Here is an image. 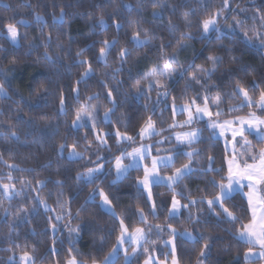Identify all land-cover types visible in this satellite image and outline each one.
Wrapping results in <instances>:
<instances>
[{
    "label": "trees",
    "instance_id": "16d2710c",
    "mask_svg": "<svg viewBox=\"0 0 264 264\" xmlns=\"http://www.w3.org/2000/svg\"><path fill=\"white\" fill-rule=\"evenodd\" d=\"M222 5L223 0H0V70L8 73L6 80L0 76L8 90L7 97H0V183H11L17 190L8 199L0 189V264H20L12 259L25 253L35 259V264L57 261L66 264L73 255L79 260L86 259L89 253L102 260L117 243L119 224L117 217L101 209L98 195L95 200L89 199L97 188H102L112 199L115 212L130 231L146 228L148 224L165 228L171 224L177 231L186 230L197 237L193 241L178 238L180 264H197L202 258L199 254L205 241L199 240L201 235L211 237L205 264H248L244 256L249 248L255 247L236 238L242 224L250 220L246 200L238 194L225 205L239 218L237 223H228L223 215L218 223L207 205L199 203L202 198H212L215 192L208 183L213 176L202 171L207 165V156L215 157L216 168H226L223 143L213 140L205 122L198 124L203 128V138L194 145L200 152L193 162L197 169L175 192L164 186L154 188L156 216L151 213L145 192L137 187V179L142 176L140 170L132 171L115 185L112 182L115 158L129 146L127 142L118 143L117 129L132 136L133 144H137L138 133L149 116L162 133L173 132L170 125L175 122V116L169 107L173 102L184 105L196 98L202 103L203 96L207 95L209 105L214 108L213 101L219 96L221 107L227 110L242 103L241 96L233 95L238 83L254 99L264 90V53L259 51V39L251 30L255 28L264 34L261 26L264 22L251 19L264 15V0H229L228 8L216 17L220 32L206 38L202 23L212 18ZM61 9L65 14L62 25L54 22V16H60ZM37 14L42 17L41 21L36 20ZM237 20L244 22L243 28L236 24ZM8 23L16 24L19 45L5 38ZM135 31L145 41L143 46L133 42ZM245 31L252 38L251 43L244 37ZM186 33L192 39L182 40V34ZM49 34L52 39L48 53L54 59L61 57L56 64L44 59L43 46L30 47L43 45ZM105 40L109 44L117 42L115 47L106 49L107 64L99 58ZM122 49L129 52L125 60L119 55ZM81 50L82 54L77 56ZM173 56L178 63H170V67H177V74L170 81L149 75L153 67L163 70L164 61ZM210 56L219 57L221 63L209 78L200 69L212 68ZM81 61L89 62L94 73L83 80L88 64L81 65ZM189 65L194 67L181 78L179 73ZM193 75L201 79L204 88L192 80ZM156 79L167 86L170 93L167 99L158 96L163 89L155 85ZM77 81H80L78 85ZM137 82L146 94L144 97L136 95ZM149 84H152L151 91ZM109 90H113L115 107L107 97ZM89 97L94 98L89 100ZM61 98L66 111L60 110ZM81 105L95 107V131L90 122L83 128L73 127ZM107 109H113L109 113L110 122H104ZM253 111L261 115L253 107L219 119L246 116ZM184 118V114L179 116L180 120ZM95 133L108 134V148L97 145ZM61 144L65 145L62 154ZM72 145L84 154L82 159L69 157ZM98 155L104 160H98ZM101 162L105 170L95 183L77 179L79 174H86L88 168ZM184 163L186 158L179 156L177 167ZM225 175L226 171L221 172V176ZM215 179L219 181L220 176ZM176 193L181 194L176 197L182 204L189 207L183 208L180 217L173 218L168 213ZM189 193L198 202L196 205L185 198ZM139 208L144 210L146 224L140 222ZM57 216L64 218L57 220ZM52 225L56 226L55 231ZM76 227L80 231L73 236L71 229ZM150 236L149 254L167 249L164 238L157 233ZM146 258V253L137 256L135 264H144ZM119 264H124L123 256ZM254 264H263V261Z\"/></svg>",
    "mask_w": 264,
    "mask_h": 264
},
{
    "label": "snow or ice",
    "instance_id": "6c2138e0",
    "mask_svg": "<svg viewBox=\"0 0 264 264\" xmlns=\"http://www.w3.org/2000/svg\"><path fill=\"white\" fill-rule=\"evenodd\" d=\"M229 6V0H223V5L219 11H217L212 18L205 19L202 23L203 33L207 38L210 32L219 33L220 28L217 24L216 17L223 14L224 10H226ZM188 13H185V17L187 18ZM65 14L63 9H61V15L56 17L54 16V22H58L61 25L64 22ZM253 21L259 19V21L264 22V15H260L259 17H252ZM36 20L41 21L42 17L40 15H36ZM23 23V21H21ZM101 25L105 22L103 18L100 20ZM236 24L243 28V21H236ZM264 27V23L261 24ZM117 30L120 28V24H116ZM256 37L259 39V51L264 53V34H261L257 29H251ZM174 31V29H173ZM235 31V28H233ZM146 35V34H145ZM244 37L246 40L251 43L252 38L248 36V32H244ZM10 39L13 45H19L20 33L16 24L8 23L6 26V37ZM219 38V36L217 37ZM51 34L48 35L47 42L43 43V45L32 44L30 47L32 49H38L43 46L45 49L44 59L46 61L51 62L52 64H56L61 57L57 56L55 59L48 53L47 49L50 46L51 42ZM150 39V38H149ZM182 40H190L192 39L190 34H182ZM133 42L138 46H143L145 41L140 39V32L135 31L133 34ZM116 41H113L111 44L107 40L103 41V47L100 48L99 58L105 64H107V48H112L116 46ZM163 48V45H161ZM82 51H78L76 53L77 56L82 54ZM122 60H125L129 55V52L126 49H122L119 53ZM209 61H211L212 68L210 70H206L201 68L200 71L202 73H206L210 78L212 73L216 70V67L219 63H221V59L216 56L208 57ZM81 65L88 64V69L83 73L81 79H85L91 75H93V70L91 64L87 61H81ZM170 63H178L176 57H171L170 60H165L163 65V70H158L156 67H153L149 73L152 77H163L165 80H171L174 75L177 74L176 69L170 67ZM182 67V66H181ZM194 65H189L188 69L184 72H180L179 75L183 78L187 71H190ZM119 69L117 70V73ZM8 73L0 70V76H3L4 79H7ZM115 78V77H113ZM192 80L195 83L201 84V87L204 88L205 85L202 83L201 79L196 75H193ZM77 85L80 81L76 82ZM155 85L163 89V91L158 93V96L164 97L167 99L170 93L167 91V86L164 83H161L159 79L154 81ZM253 89L255 90L257 85L255 82L253 83ZM149 91L152 89V84L148 86ZM77 91L76 99H79L78 88L75 89ZM188 89H186L187 91ZM8 90L5 87V83L0 81V97H7ZM136 95L137 97H144L146 94L140 89L139 82H137L136 87ZM199 95V94H198ZM233 95L241 96L242 103L235 106L230 107L227 110L221 107V101L219 96H217L214 101V108L209 107L208 96L204 95L202 98V103H198L196 98L191 99L188 103L182 105L180 108L175 106L173 102L170 105V111L173 114L181 113L187 114V119L183 121V123L176 124L173 123L170 127H188L192 129V125L195 121L200 120L203 121L205 117H207L206 126L210 130L213 140H218L219 138H223V146L225 152V164L226 168H216L215 167V157L212 155L207 156V165L202 171L208 175L211 174L213 176L212 179L208 181L209 185L215 189V192L212 195V198H202L199 203L206 204L210 213L217 218V222L219 223L221 216L223 215V219L228 223H237L239 222V218L235 215V213L230 210L225 205L236 199V196L239 194L246 200L247 210L250 212V220L247 224H242L241 229L238 230L237 239L243 242L246 245L258 246L260 249L259 252L253 251L249 248V251L245 254L244 259L248 262V264H254V261L258 259H264V90L259 91V96L255 100L249 94V91L244 88L241 84H237L234 89ZM107 97L110 99L111 103L115 107L116 101L113 97V90H109L107 92ZM94 97H89L91 100ZM173 101L175 97L172 98ZM161 101L158 99L157 103L159 104ZM61 111H66L64 107V99L61 98ZM259 107L262 110L261 115L257 116L255 112L248 113L247 116H236L234 119H225L221 121L219 118L221 116L237 113L241 111L243 108H253ZM113 109H107L104 113V122H110L111 117L109 115ZM95 112V107L91 105H81L79 110L75 114V120L73 121V127L75 128H83L88 126L89 122L91 124V128L95 131L97 127V120L93 113ZM215 117V119L213 118ZM160 132L156 131V125L153 121L152 117L149 116L144 124V126L140 129L138 136L140 139L144 138H152L153 136L159 135ZM15 136V133H12ZM203 133L199 129H192L190 131L184 132L183 134L176 135V141H179L181 144L191 148V151H181L177 153L174 158L172 155L156 157L151 154V145H142L141 147L134 148L131 152L126 150L122 151L120 156L115 158L114 170L116 174V179L113 181V185L116 184L117 181H122L127 178L129 173L133 170H142L143 178L137 179V187L139 190L146 192V199L149 201L151 213L153 216H156V202L153 199L152 187L155 186H164L166 188L171 189L175 192V188L183 184L186 177H188L193 171V160L200 156V152L198 148L194 147L201 142ZM249 137H252L255 140V144H253V140H250ZM108 134L104 133L101 135L100 133H95V139L97 141V145L104 146L108 148L107 144ZM115 138L118 143H122L124 141L134 143V139L132 136L127 135V133H121L118 129L115 131ZM91 145H89L90 147ZM259 146V147H257ZM61 154L65 148L64 144L60 146ZM110 150V149H109ZM83 153L78 152L76 150V145H72V151L70 153L71 159H82ZM184 156L187 160V163H184L181 167H177V162L179 156ZM151 159V165H145L142 162L146 159ZM98 160L103 161L104 158L97 156ZM128 160L129 163L125 164L124 161ZM104 168V163H98L95 167H91L87 169L86 174H79L77 176L78 180H86L88 183H95V180L98 178V174ZM161 169H174V172L171 175H161ZM225 176H221V172H225ZM216 176H220V180L217 181L215 179ZM58 183H60L58 181ZM14 185L12 188L14 189ZM5 192H9V185H3ZM99 196L102 200L100 205L102 210H105L112 217L118 218L119 224V236L117 237V243L115 246L111 248L107 255L103 256V259H98L95 255L89 253L87 258L77 259L76 255H73L69 260L66 261V264H119L120 257L123 255L124 264H135L136 262V253L139 251L147 252V247H143L142 245H146L149 242L148 233L152 231V228L149 227L147 231L142 227H136L133 232L129 231V228L125 224V221L122 217H118V214L114 210V205L112 199L104 192L102 188H97L93 195L89 198L90 200H95L96 196ZM177 195H181L180 193H176L173 195L171 200V209L169 210L170 217H177L180 212V208H188V204L181 205L180 200L176 198ZM189 200L191 205H196L198 202L194 199H191V193L185 197ZM59 203V201H58ZM47 209V204L44 205ZM64 207L65 205H60ZM235 207V205H234ZM219 209L220 211H217ZM37 211V209H34ZM140 222L142 224L147 223V217L144 214V210L139 208L138 210ZM64 217L57 216V220H62ZM191 218V215H190ZM199 220V217H197ZM55 225H52L53 230L55 231ZM158 231L163 232L164 229L159 225L156 226ZM71 231L79 233V227L72 228ZM168 232L170 239L165 241V246H170V256H171V264H180L179 258L177 256L176 250V239L186 238L189 240H197V237L193 236L191 233L187 232H177L175 228H172L171 224L168 225ZM199 240L205 241L203 243V250L200 252V257L206 258L208 253L210 252L208 241L211 240V237H205L201 235ZM128 243L132 245L131 253L129 255V248L124 247V245ZM155 243V241H152ZM53 254H55V249H52ZM103 252V249H101ZM83 256L82 253H78ZM21 261L24 264H34L33 258L25 253V255L21 256ZM158 259V258H157ZM153 258L150 256L148 259L144 261V264H152ZM168 255H165V259L163 264H167ZM55 264H59V262H55ZM197 264H205L204 259H199Z\"/></svg>",
    "mask_w": 264,
    "mask_h": 264
},
{
    "label": "rangeland",
    "instance_id": "374dc122",
    "mask_svg": "<svg viewBox=\"0 0 264 264\" xmlns=\"http://www.w3.org/2000/svg\"><path fill=\"white\" fill-rule=\"evenodd\" d=\"M212 32H210L209 34H208V36L211 34ZM19 43H20V41H19ZM171 68H174V69H176L177 70V67H175V66H171ZM173 78V77H172ZM254 99V98H253ZM255 100V99H254ZM177 108H180L182 105H175ZM209 107L210 108H212L210 105H209ZM256 109L259 111V112H262V110L261 109H259V107H256ZM254 112V111H253ZM110 115V114H109ZM180 115H182L181 113H176V114H174V116H175V122L174 123H176L177 125L178 124H180V123H183V121H185L186 119H187V114L186 113H184V115H185V118L183 119V120H180L179 119V116ZM257 116H260V114H256ZM247 116V115H246ZM214 119H215V117H213ZM235 117H232V118H230V119H234ZM207 117H205V119L203 120V121H200V120H197V121H195L194 123H193V125H192V129H199L202 133H203V128H202V126H198V124L199 123H203V122H207ZM221 120V119H220ZM221 121H223V120H221ZM156 125V124H155ZM172 130H173V132L172 133H170V134H167V135H165L164 133H162V130H160V129H158V127H157V125H156V131H158V132H160V134L159 135H156V136H153L152 138H144V139H140L139 138V142L137 143V144H133L132 142H127V141H124V142H127L128 144H129V146H128V148H127V150L126 151H128V152H131L134 148H137V147H141L142 145H151V154H152V156H156V157H163V156H168V155H172L174 158L176 157V155H177V153H179V152H181V151H191V150H189V149H186V148H188L187 146H185V145H183V144H181L179 141H176V139H175V137H176V135H178V134H183L184 132H187V131H190V130H192V129H190V128H188V127H184V128H181V127H175V128H171ZM202 138H203V135H202ZM201 138V139H202ZM249 139L250 140H252L250 137H249ZM219 140L223 143V138H219ZM124 142H122V143H124ZM121 143V144H122ZM253 144H255L254 143V141H253ZM69 157H70V154H69ZM195 160V159H194ZM194 160H193V162H194ZM124 163L125 164H127V163H129V161L128 160H125L124 161ZM143 164H145V165H148V166H150L151 165V159L149 158V159H146V160H144L143 162H142ZM115 165V164H114ZM193 167H194V171L197 169L195 166H194V163H193ZM113 169H114V166H113ZM104 170H105V165H104V168L101 170V172L98 174V177L102 174V173H104ZM134 171V170H133ZM141 172H142V176L140 177V179H142L143 178V171L142 170H140ZM193 171V172H194ZM132 172V171H131ZM130 172V173H131ZM174 172V169H161L160 170V174L161 175H164V176H167V175H171L172 173ZM129 173V174H130ZM114 175H115V177H114V179L112 180V182L116 179V174H115V170H114ZM118 182V181H117ZM3 185H9V192H5V190H4V188H3ZM12 185L13 184H3V183H0V189L1 190H3V192H4V194H5V196L8 198V199H11L12 197H13V195H15V192H17V190H16V188L14 187V189L12 188ZM156 186L154 185L153 187H152V193H153V199L155 200V202H156V198H155V193H154V188H155ZM145 195H147L146 194V192H145ZM177 198V197H176ZM178 199V198H177ZM179 200V199H178ZM149 202V201H148ZM101 203H102V200H101ZM180 203H181V205H183L182 204V202L180 201ZM156 206H157V203H156ZM170 209H171V203H170ZM182 212H183V207H181L180 208V212H179V215L177 216V217H180L181 215H182ZM156 215H157V207H156ZM156 226L157 225H154V224H148L147 225V227L146 228H144L146 231H147V229L149 228V227H151L152 228V231L150 232V233H148V237H149V239H150V235H156V233H157V235H158V237H162V238H164L165 239V241H167V240H169L170 239V236H169V232H168V227L167 228H165V227H162V226H160L161 228H163L164 229V231L163 232H160V231H158V229L156 228ZM130 231V230H129ZM177 231V230H176ZM130 232H133V231H130ZM177 232H179V231H177ZM163 233H167V236H165V235H163ZM190 233V232H189ZM192 234V233H191ZM72 235L73 236H77V233L76 232H73L72 231ZM193 235V234H192ZM179 238V237H178ZM178 238L176 239V241H175V243L177 244V240H178ZM75 239H76V237H75ZM184 239H186V238H184ZM152 240V239H151ZM187 240H189V239H187ZM190 241H193V240H190ZM149 243H151V241L149 242ZM149 243H147L146 245H142L143 247H147V249H148V251H149V246H148V244ZM164 246H165V243H164ZM124 247H126V248H129V255H132V253H131V247H132V245H130V244H128V243H126L125 245H124ZM165 247H167V249L164 251H162V252H159V251H155L154 252V254H149V252H143L142 250L141 251H139V252H137L136 253V257L137 256H139V255H142L143 253H146L147 254V258L146 259H148V257H152L153 258V261H152V264H163V261H164V259H165V255H168V261H167V264H171V256H170V246H165ZM253 247H255V249H253V251H255V252H259L260 251V249L258 248V246H253ZM210 248V247H209ZM176 250H177V246H176ZM149 254V255H148ZM23 255H25V254H23ZM23 255H20V256H18L17 258L16 257H14L13 259H12V262H19L20 264H24V262L23 261H21V256H23ZM208 255H209V253H208ZM208 255H207V257H208ZM31 256V255H30ZM121 256H123V255H121ZM163 256V257H162ZM32 257V256H31ZM206 257V258H207ZM33 258V257H32ZM158 258V259H157ZM206 258H201V259H204V260H206ZM259 260H261V261H263V264H264V259H258V260H256V261H259ZM33 261H34V264H35V259L33 258ZM255 262V261H254Z\"/></svg>",
    "mask_w": 264,
    "mask_h": 264
}]
</instances>
